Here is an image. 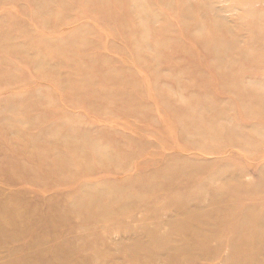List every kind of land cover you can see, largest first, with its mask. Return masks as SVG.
I'll return each mask as SVG.
<instances>
[{"label": "rangeland", "instance_id": "obj_1", "mask_svg": "<svg viewBox=\"0 0 264 264\" xmlns=\"http://www.w3.org/2000/svg\"><path fill=\"white\" fill-rule=\"evenodd\" d=\"M0 189L16 262L228 264L157 241L264 216V0H0Z\"/></svg>", "mask_w": 264, "mask_h": 264}, {"label": "bare ground", "instance_id": "obj_2", "mask_svg": "<svg viewBox=\"0 0 264 264\" xmlns=\"http://www.w3.org/2000/svg\"><path fill=\"white\" fill-rule=\"evenodd\" d=\"M0 194H2L0 195V251L4 252L0 264H26L25 259L16 262L12 258V242L16 236H19L18 221L25 220L27 215L15 210L13 200L8 193L0 189ZM196 218H198L196 227L191 226L187 221L178 225L181 227L180 231L185 233L184 237L178 240L177 238L167 241L158 240L157 246L167 249L171 257L176 258L182 250V245L189 240L203 243L198 238L199 235L203 239L209 236L215 237V241L219 244H222L221 240L227 236L226 245L231 250L230 257L226 260L228 264H264V216L249 215L229 219L221 216ZM201 228L203 232L200 231Z\"/></svg>", "mask_w": 264, "mask_h": 264}]
</instances>
